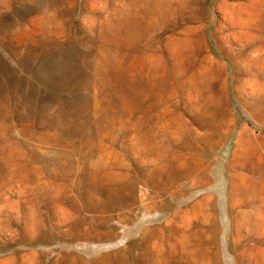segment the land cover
<instances>
[{"label": "rangeland", "instance_id": "rangeland-1", "mask_svg": "<svg viewBox=\"0 0 264 264\" xmlns=\"http://www.w3.org/2000/svg\"><path fill=\"white\" fill-rule=\"evenodd\" d=\"M155 260L264 264V0H0V264Z\"/></svg>", "mask_w": 264, "mask_h": 264}, {"label": "bare ground", "instance_id": "bare-ground-1", "mask_svg": "<svg viewBox=\"0 0 264 264\" xmlns=\"http://www.w3.org/2000/svg\"><path fill=\"white\" fill-rule=\"evenodd\" d=\"M144 76H145V75H144ZM206 98H207V97H206ZM208 100H209V98H208ZM213 102H214V101H213ZM212 104H213V103H212ZM215 104H216V103H215ZM219 104H220V103H219ZM213 105H214V104H213ZM219 106H220V105H219ZM217 107H218V106H217ZM206 108H207V107H206ZM208 108H209V107H208ZM218 109H219V108H218ZM221 109H223V108H221ZM206 110H207V109H206ZM210 112H211V111H210ZM215 112H216V109H215ZM215 112H214V113H215ZM211 113H212V112H211ZM217 113H218V112H217ZM215 114H216V113H215ZM213 115H214V114H213ZM222 115H223V114H222ZM210 117H211V116H210ZM251 187H252V186H251ZM249 196H250V195H249ZM155 236H156V235H155ZM213 240H214V239H213ZM107 255H108V254H107ZM142 255H144V254H142ZM147 255H148V254H146L145 256H147ZM150 255H152V254H150ZM158 255H159V254H158ZM118 256H119V255H118ZM120 256H121V255H120ZM152 256L155 257L154 255H152ZM164 256H165V255H163V257H164ZM166 256H167V255H166ZM166 256H165V258H166ZM123 257H125V256H123ZM128 257H129V254H128ZM131 257H132V256H131ZM161 257H162V256H161ZM163 257H162V258H163ZM22 258H23V257H22ZM117 258H118V257H117ZM121 258H122V257H121ZM132 258H133V257H132ZM144 258H145V257H144ZM147 258H148V257H147ZM149 258H151V257H149ZM141 259H143V258H140V260H141ZM154 259H156V258H154ZM157 259H158V258H157ZM106 260H107V259H106ZM117 260H119V259H117ZM122 260H123V259H122ZM126 260H127V259H126ZM162 260H163V259H162ZM162 260H161V261H162ZM124 261H125V260H124ZM155 261H156V262L153 261V262L150 263V264H158V263H160V261H158V263H157V260H155ZM164 261H165V259H164ZM129 262H130V261H129ZM132 262H133V259H132ZM132 262H131V263H132ZM141 262H142V260H141ZM148 262H149V261H148ZM98 263H99V264H105V261H99ZM118 263H119V262H118ZM120 263H121V262H120ZM120 263H119V264H120ZM125 263H126V262H125ZM135 263H136V262H135ZM96 264H97V262H96ZM107 264H108V263H107ZM122 264H124V263H122ZM126 264H127V263H126ZM133 264H134V263H133ZM136 264H137V263H136ZM147 264H148V263H147ZM164 264H165V262H164ZM167 264H168V263H167Z\"/></svg>", "mask_w": 264, "mask_h": 264}]
</instances>
